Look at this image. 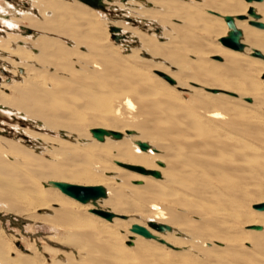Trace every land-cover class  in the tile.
Segmentation results:
<instances>
[{"label":"bare ground","instance_id":"obj_1","mask_svg":"<svg viewBox=\"0 0 264 264\" xmlns=\"http://www.w3.org/2000/svg\"><path fill=\"white\" fill-rule=\"evenodd\" d=\"M28 1L0 0V59L20 61L0 110L37 127L22 129L32 148L0 135V202L49 226L60 244L45 247L48 264H264V0H136L129 15L161 30L108 23L115 43L96 18L111 10L103 0ZM226 15L241 49L220 40ZM94 127L122 135L98 139ZM51 180L102 184L106 195L82 202ZM33 244L15 251L0 237V264H47Z\"/></svg>","mask_w":264,"mask_h":264},{"label":"rangeland","instance_id":"obj_2","mask_svg":"<svg viewBox=\"0 0 264 264\" xmlns=\"http://www.w3.org/2000/svg\"><path fill=\"white\" fill-rule=\"evenodd\" d=\"M9 3H11L12 5H14L16 8H21L22 10H26L28 8H31L30 3H28V0H5ZM66 1H72V0H66ZM75 3H83L79 0H73ZM104 4H106V6L108 8H111L110 11L103 12L101 10H96L98 11L97 13H95L97 15V19L98 22L100 23L101 27L104 28L106 33H109V41H111L112 43H115V41L113 40L112 37V33L109 31V24L108 23H113V22H121V23H129L130 26H138L137 23L139 24H145L147 27H144L141 29V31L146 32L147 34H151L150 32H153V28H160L161 30V26H155L152 22L147 21V19L143 20L145 22H141L139 21L136 17L129 15L128 10L131 8H138V3L136 2V0H111V1H107V0H103ZM71 3V2H70ZM74 4V3H71ZM84 4V3H83ZM87 8H89L88 5L84 4ZM132 5V6H131ZM149 6H151L149 4ZM130 7V8H128ZM134 8V9H135ZM90 9H93L90 7ZM35 13H37L36 10H34ZM131 18L135 21H137L135 24L126 20L125 18ZM106 18V19H105ZM111 21V22H108ZM104 22V23H103ZM143 24V25H144ZM149 24L154 25V27L149 28ZM4 28L8 29L7 27H5L3 25L2 22H0V35H3L5 30ZM149 30V32H147V30ZM3 30V31H2ZM156 32V31H155ZM126 36H129L128 33H125ZM159 41H164V40H159ZM127 42V44H126ZM131 42V43H130ZM132 42L134 41H129V40H125L122 44L126 45V46H130L132 47V45L134 47H136L138 45V43H136L137 41H135L133 44ZM124 50H127L126 48L120 50V52L123 54ZM128 53H130V51H128ZM9 57V60L6 61V63L2 62V60L0 59V90L3 91L6 94H11V90H8L5 86L3 87V85H5V83H9L12 80H17L19 79L18 75L16 76V72L12 69L11 65H15V63L20 62L17 56H13V55H7ZM218 57H213L211 58L214 61L220 62V59H217ZM11 62V63H10ZM11 64V65H10ZM255 79H257L259 81V83H261L260 85L263 86L262 80L260 78H258L257 75H255ZM168 84V83H166ZM170 85V84H168ZM192 86H194L193 84H191ZM182 92H180V95L182 97L183 100H189L188 98H190V94L191 92L187 89H177ZM206 92V91H205ZM35 122L34 120L31 119H27L26 117H24L23 115H16L14 113H4L0 110V135L6 137L7 139H11L14 141H17V139H22L23 140V144L26 146H30V148H32L31 146H34L35 143L34 140L32 138H27L24 135V132L22 129L24 128H31L35 131H37V127L35 126ZM6 132V133H3ZM49 132V131H48ZM51 132V131H50ZM49 132V133H50ZM53 137H58L59 136V132H51L50 133ZM60 137V136H59ZM25 141V142H24ZM18 162L19 164H21L24 160L23 159H19ZM121 167V166H120ZM134 171V170H133ZM245 209L247 212H249L250 214L253 215V213H255L257 210L254 209V206L249 207V204L245 206ZM3 218H2V217ZM0 237L2 239H4L6 241V243L9 245H11L15 251H20L19 248H23V247H27L28 244H33L35 250L36 251V255H38L41 259H43L44 257H46V261H41V263L47 262L49 261V257H50V253L47 249H45V247H56L59 248L58 243L60 244L59 241L54 240L52 238L53 233L52 230L49 228V226L46 223L40 222L38 220H34V219H29L28 217L23 216L20 213H15L14 211L8 210V207L6 206V204L1 203L0 202ZM146 221V219L144 220ZM244 233L242 235V237H246L248 238V240H251L250 238H252L250 236V228L248 226H244ZM54 242V243H53ZM58 242V243H57ZM250 241H248L249 243ZM125 244L127 242H124ZM251 243V242H250ZM249 243V244H250ZM52 244V246H51ZM54 244V245H53ZM247 245V244H246ZM64 249H68V248H64ZM46 251V254H45ZM24 252V251H22ZM33 253V252H32ZM15 254V252H14ZM48 254V255H47ZM13 255V254H11ZM46 264V263H45Z\"/></svg>","mask_w":264,"mask_h":264},{"label":"water","instance_id":"obj_3","mask_svg":"<svg viewBox=\"0 0 264 264\" xmlns=\"http://www.w3.org/2000/svg\"><path fill=\"white\" fill-rule=\"evenodd\" d=\"M92 6H96V7H104L102 0H82ZM249 13L252 15H256V13L254 12V9L251 8L249 10ZM245 15H241L240 17H244ZM225 19L228 23L229 26V30L227 32L226 35H224L223 37H221V41L232 47L235 49H241L243 44L240 42V35H241V31L238 27H236L235 23H234V19L233 17H231L230 15H226ZM255 21H251V23H254ZM256 25L260 26V27H264V23L263 22H255ZM114 28V27H113ZM115 38L117 39V35L115 36ZM256 55H261V53L256 50L255 51ZM171 80V78H168ZM92 135L98 139H103L105 134H110L113 137H120L122 135V133L120 131L117 130H112V129H106L104 127H94L91 129ZM127 132H131V130H127ZM138 144L140 145L141 148L145 149L149 146V143L147 141H142L139 140ZM158 163H162L161 161H158ZM127 167H130L132 169L137 170L140 173L143 174H148L151 173L155 176H159L160 172L157 169H148L145 168L142 165H132V164H124L121 163ZM51 183L57 187H59L64 193L82 201V202H87V201H92V202H96V200L100 197H103L106 195V188L104 185L102 184H95V185H82V184H76V183H71L68 181H62V180H51ZM261 206H264L263 204ZM94 211L96 213L102 214L107 218H110L113 213L109 210L106 209H102V208H95ZM151 225H153L155 228L159 229V230H164V229H169L170 225L166 224V223H158V222H154L151 221L150 223ZM131 229L134 231H137L145 236H152V233L143 225H140L138 223H133L131 226Z\"/></svg>","mask_w":264,"mask_h":264}]
</instances>
